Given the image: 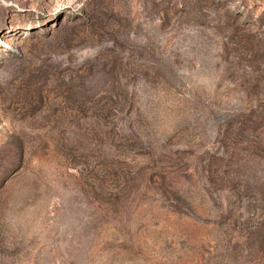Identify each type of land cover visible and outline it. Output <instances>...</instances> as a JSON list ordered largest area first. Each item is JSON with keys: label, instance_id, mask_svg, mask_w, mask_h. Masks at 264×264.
Returning <instances> with one entry per match:
<instances>
[{"label": "rangeland", "instance_id": "374dc122", "mask_svg": "<svg viewBox=\"0 0 264 264\" xmlns=\"http://www.w3.org/2000/svg\"><path fill=\"white\" fill-rule=\"evenodd\" d=\"M0 264H264V0H0Z\"/></svg>", "mask_w": 264, "mask_h": 264}]
</instances>
